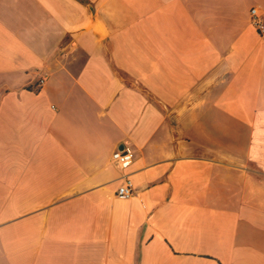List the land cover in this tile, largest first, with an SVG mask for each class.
I'll return each instance as SVG.
<instances>
[{"label":"crops","instance_id":"crops-1","mask_svg":"<svg viewBox=\"0 0 264 264\" xmlns=\"http://www.w3.org/2000/svg\"><path fill=\"white\" fill-rule=\"evenodd\" d=\"M252 8L0 0V264H264Z\"/></svg>","mask_w":264,"mask_h":264},{"label":"built area","instance_id":"built-area-1","mask_svg":"<svg viewBox=\"0 0 264 264\" xmlns=\"http://www.w3.org/2000/svg\"><path fill=\"white\" fill-rule=\"evenodd\" d=\"M250 16L253 26L257 29L260 35H264V23L262 21L261 15L259 11L255 8L250 10ZM44 78H42L39 84L44 82ZM134 157V153L131 148L124 146L121 150H116L112 156L111 161L112 164L118 169L121 173L120 185L116 190V197L122 200H128L134 196L135 188L133 182L130 178L125 174V170L128 165L132 162Z\"/></svg>","mask_w":264,"mask_h":264}]
</instances>
